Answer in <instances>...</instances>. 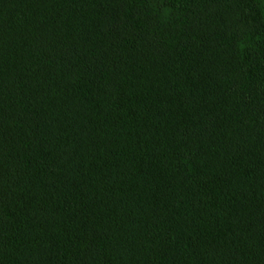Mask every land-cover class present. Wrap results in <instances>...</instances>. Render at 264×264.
Instances as JSON below:
<instances>
[{"label":"trees","instance_id":"obj_1","mask_svg":"<svg viewBox=\"0 0 264 264\" xmlns=\"http://www.w3.org/2000/svg\"><path fill=\"white\" fill-rule=\"evenodd\" d=\"M0 264H264V0H0Z\"/></svg>","mask_w":264,"mask_h":264}]
</instances>
